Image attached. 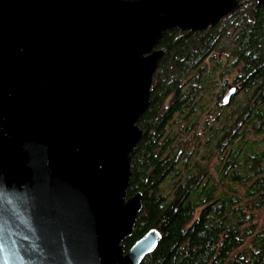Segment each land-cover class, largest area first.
I'll list each match as a JSON object with an SVG mask.
<instances>
[{
	"label": "water",
	"instance_id": "95a60500",
	"mask_svg": "<svg viewBox=\"0 0 264 264\" xmlns=\"http://www.w3.org/2000/svg\"><path fill=\"white\" fill-rule=\"evenodd\" d=\"M236 2L0 0V264H139L154 249V228L123 240L156 45Z\"/></svg>",
	"mask_w": 264,
	"mask_h": 264
},
{
	"label": "trees",
	"instance_id": "16d2710c",
	"mask_svg": "<svg viewBox=\"0 0 264 264\" xmlns=\"http://www.w3.org/2000/svg\"><path fill=\"white\" fill-rule=\"evenodd\" d=\"M156 46L126 188L141 207L124 249L154 228L139 264H264V2L237 0L202 28L164 30ZM230 83L242 102H220ZM199 126L212 143L191 163Z\"/></svg>",
	"mask_w": 264,
	"mask_h": 264
},
{
	"label": "rangeland",
	"instance_id": "374dc122",
	"mask_svg": "<svg viewBox=\"0 0 264 264\" xmlns=\"http://www.w3.org/2000/svg\"><path fill=\"white\" fill-rule=\"evenodd\" d=\"M232 34V33H231ZM221 60H223V58H221ZM230 86H233V83H230V84H228L227 85V87H226V89L223 91V93H222V98L220 99V102H223V97H224V95L226 94V92H227V90L229 89V87ZM237 86H239V84H236V88H237ZM219 86H218V84H216L215 86H214V88H213V91H219ZM233 94V93H232ZM231 94V95H232ZM230 95V96H231ZM232 97V96H231ZM233 98H234V101L235 102H238V103H240V102H242V100L244 99V92L243 91H239V90H237L234 94H233ZM227 100V99H226ZM225 100V101H226ZM228 110H231V108H229ZM222 124V123H221ZM175 126H176V124H174V128H175ZM201 126V125H200ZM200 126H199V128H198V130H197V132L198 133H201V135L199 136L200 137V144L197 146V147H194V148H197V156L195 155V156H193L192 157V160H191V163H193V161H194V157L196 158V157H198V156H200L201 154H205L207 151H208V149H209V144L208 143H212V142H209L208 141V143H204V141L206 140V138H207V136H208V133L207 132H203V130L200 128ZM237 143V140H235V144ZM207 144H208V146H207ZM213 159H216V156H213Z\"/></svg>",
	"mask_w": 264,
	"mask_h": 264
},
{
	"label": "flooded vegetation",
	"instance_id": "af4514ba",
	"mask_svg": "<svg viewBox=\"0 0 264 264\" xmlns=\"http://www.w3.org/2000/svg\"><path fill=\"white\" fill-rule=\"evenodd\" d=\"M229 97H230V96H229ZM229 97L227 98L226 101L223 100V103H227V102H229V100H230V98H231V97H230V98H229Z\"/></svg>",
	"mask_w": 264,
	"mask_h": 264
}]
</instances>
